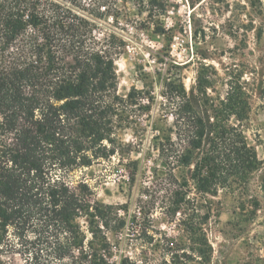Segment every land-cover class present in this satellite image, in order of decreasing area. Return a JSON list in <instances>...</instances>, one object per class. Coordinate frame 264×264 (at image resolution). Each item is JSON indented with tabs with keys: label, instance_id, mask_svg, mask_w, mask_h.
<instances>
[{
	"label": "rangeland",
	"instance_id": "obj_1",
	"mask_svg": "<svg viewBox=\"0 0 264 264\" xmlns=\"http://www.w3.org/2000/svg\"><path fill=\"white\" fill-rule=\"evenodd\" d=\"M62 1L97 40L113 37L118 95L137 91L126 114L130 124L117 131L115 155L72 173L77 192L85 183L93 202L113 207L108 229L100 219L93 227L88 218L79 221L86 238L78 261L91 264L95 250L105 264H264V0ZM38 8L51 14L48 4ZM4 31L0 26V43ZM31 34L33 28L13 41L10 52ZM180 81L189 98L206 95L216 103L231 82L248 83L250 110L230 120L262 162L248 186L231 179L206 193L191 179L193 167L165 166L157 149L168 136L178 143L171 87ZM179 150L178 159L185 148ZM91 229L100 231L96 239ZM12 240L16 253L6 254L5 264L47 263L45 252L21 255Z\"/></svg>",
	"mask_w": 264,
	"mask_h": 264
},
{
	"label": "trees",
	"instance_id": "obj_2",
	"mask_svg": "<svg viewBox=\"0 0 264 264\" xmlns=\"http://www.w3.org/2000/svg\"><path fill=\"white\" fill-rule=\"evenodd\" d=\"M42 4L50 5V15L39 11ZM63 5L1 0L6 40L0 43V264L16 253L12 239L21 255L45 252V264H81L76 252L83 253L86 235L79 221L88 218L93 227L100 219L107 229L113 221V207L93 202L85 183H78L77 192L72 173L115 155L117 131L130 124L126 114L137 91L118 95L113 37L97 40L89 23H75L82 19ZM29 28L33 34L10 52ZM171 88L178 143L171 136L159 143L165 166L193 167L191 179L206 193L231 179L248 186L262 162L230 123L250 110L248 83L231 82L218 103L206 95L189 98L182 81ZM179 147L185 148L180 159ZM175 196L180 202V194ZM90 232L96 239L100 231ZM99 245L106 248L107 239ZM91 258V264H105L95 250Z\"/></svg>",
	"mask_w": 264,
	"mask_h": 264
},
{
	"label": "built area",
	"instance_id": "obj_3",
	"mask_svg": "<svg viewBox=\"0 0 264 264\" xmlns=\"http://www.w3.org/2000/svg\"><path fill=\"white\" fill-rule=\"evenodd\" d=\"M84 3H86V2H89V4H87L88 6H91V3H92V0H82ZM106 6H103V7H101L100 8V11L101 12H106ZM112 18V17H111ZM110 18V20L112 21V19ZM90 21H92V22H95V21H93V19H89ZM114 34L115 35H119L118 33H115L114 32ZM125 37H123V39H124ZM126 40H128L127 38H125ZM135 214H136V219L137 220H140L141 219V217H142V212H141V210L140 209H138L136 212H135ZM124 218H125V221H126V224L128 223V225L131 223V215L130 216H128V217H126V216H124Z\"/></svg>",
	"mask_w": 264,
	"mask_h": 264
}]
</instances>
